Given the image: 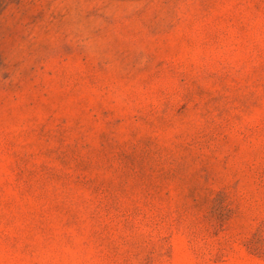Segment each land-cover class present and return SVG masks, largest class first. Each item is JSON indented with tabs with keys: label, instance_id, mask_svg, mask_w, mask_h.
<instances>
[{
	"label": "rangeland",
	"instance_id": "374dc122",
	"mask_svg": "<svg viewBox=\"0 0 264 264\" xmlns=\"http://www.w3.org/2000/svg\"><path fill=\"white\" fill-rule=\"evenodd\" d=\"M0 264H264V0H0Z\"/></svg>",
	"mask_w": 264,
	"mask_h": 264
}]
</instances>
